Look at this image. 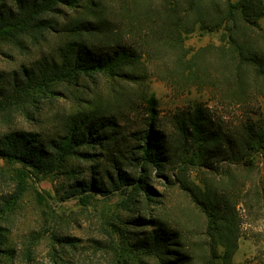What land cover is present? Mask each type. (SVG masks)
I'll use <instances>...</instances> for the list:
<instances>
[{
	"label": "trees",
	"instance_id": "16d2710c",
	"mask_svg": "<svg viewBox=\"0 0 264 264\" xmlns=\"http://www.w3.org/2000/svg\"><path fill=\"white\" fill-rule=\"evenodd\" d=\"M65 8L72 9V13ZM58 16H63V21H58ZM260 19H264V0H0V44L22 47L27 40L39 42L46 31L63 37L55 55L43 58L39 64L24 66L19 72L0 71V114L8 117L13 111H23L31 116L29 105L54 98L50 97L56 94L58 83L80 75L98 72L114 80L135 82L142 78L144 59L159 63L155 72L163 79L181 77L194 83L210 78L207 68L214 62L224 82L233 85L237 94L242 93L248 77L264 78V42L256 35L264 38ZM197 28L220 29L221 44H207L189 53L184 38ZM164 55L168 63L163 62ZM143 100L150 120L148 127L130 134L118 129L125 112L135 110V104ZM156 106L152 93L117 83L112 101L97 98L87 105L78 103L76 110L64 115L59 130L49 140L32 131L0 133V159L9 164L19 162L30 172L57 170L74 177L76 169L68 168L71 158L94 156L96 153L90 150L95 147L109 149L105 161L115 170L112 178L108 167H104L109 185L102 181L98 169L102 159L98 158L90 178L68 183L71 189L63 198L78 195L79 200L87 202L97 194L119 190L126 192L120 204L128 209L141 191L146 199L154 192L148 181L151 170L161 173L174 162L170 149L173 145L167 143L164 131L155 122ZM173 123L182 143L197 144L205 164H210L209 155L220 151L228 157L242 158L246 149L264 140V127L249 124L236 148L229 143L222 147L219 136L206 128L200 106L174 113ZM126 164L139 169L136 177L122 168ZM17 173L25 179L23 169ZM181 185L206 217L204 251L196 253L180 231L160 218L150 219L153 227L138 236L134 246L156 257L159 264H233L238 238L235 192L206 182L203 189L183 180ZM5 243L0 226V254ZM26 259L31 260L29 252Z\"/></svg>",
	"mask_w": 264,
	"mask_h": 264
},
{
	"label": "rangeland",
	"instance_id": "374dc122",
	"mask_svg": "<svg viewBox=\"0 0 264 264\" xmlns=\"http://www.w3.org/2000/svg\"><path fill=\"white\" fill-rule=\"evenodd\" d=\"M65 11L72 13L69 8ZM63 19L57 17L60 22ZM259 23L264 28V19ZM220 35V29L197 28L185 36L184 46L189 53L207 44L216 46L221 44ZM256 35L258 41L264 42ZM62 38L57 32L46 31L39 42L27 40L22 47L0 44V71L19 72L24 66L39 64L43 58L55 55ZM164 56L163 62L168 63ZM143 61L142 78L135 82L114 80L98 72L80 75L58 83L54 87L56 94L50 97L54 98L29 105L31 116L23 111H13L8 117L0 114V133L15 129L32 131L49 140L59 130L64 115L76 110L78 103L87 105L97 98L112 101L118 83L155 96V122L174 152V162L165 170H151L148 181L154 192L150 198L146 199L141 191L128 209L120 204L126 192L119 190L97 194L87 202L79 200L78 195L63 198L71 189L68 183L76 178H90L95 169L91 167L99 159L102 181L109 185L104 167H108L112 178L115 176L113 166L105 161L109 149L95 147L90 150L96 153L94 156L71 158L68 168L76 169L74 177L57 170L46 174L30 172L19 162L9 164L0 159V226L6 239L0 264H159L156 257L134 246L137 237L153 227L152 218H160L180 231L184 241L201 254L207 247L206 217L181 180L193 188L197 185L203 189L206 182L214 188L229 187L235 192L238 238L233 264H264V140L246 149L242 158L228 157L220 151L209 155L210 164H205L197 144L182 143L173 123L174 113L200 106L209 132L219 136L222 147L229 143L236 148L246 125L264 127V78L248 77L246 90L237 94L233 85L224 82L214 62L207 68L210 78L194 83L181 77L163 79L155 72L158 62ZM135 105V110L125 112L123 120L118 121V129L127 134L144 130L150 121L146 102ZM122 168L133 177L139 171L128 164ZM22 169L27 175L24 180L17 173ZM18 191L19 196L12 197ZM27 252L30 261L26 259Z\"/></svg>",
	"mask_w": 264,
	"mask_h": 264
}]
</instances>
